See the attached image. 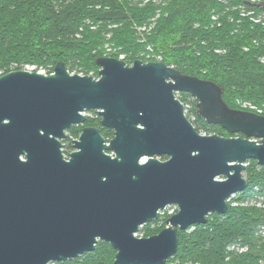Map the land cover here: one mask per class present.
<instances>
[{"label":"water","instance_id":"obj_1","mask_svg":"<svg viewBox=\"0 0 264 264\" xmlns=\"http://www.w3.org/2000/svg\"><path fill=\"white\" fill-rule=\"evenodd\" d=\"M96 63L99 78L64 62L49 75L0 76V264L67 262L100 242L115 264H167L179 232L226 214L249 187L247 162L264 166V116L230 108L218 84L163 62ZM177 93L195 97L209 125L243 137L199 133ZM92 111L113 138L84 127L65 159L67 132ZM172 205L166 228L139 237Z\"/></svg>","mask_w":264,"mask_h":264},{"label":"trees","instance_id":"obj_2","mask_svg":"<svg viewBox=\"0 0 264 264\" xmlns=\"http://www.w3.org/2000/svg\"><path fill=\"white\" fill-rule=\"evenodd\" d=\"M223 1L175 0V21L169 24L163 18L148 31V21L158 10L152 3L142 8L129 0H0V72L25 70L24 64L54 70L64 62L70 73L81 70L88 75L96 60L106 56V44L121 48L120 54L148 46L164 51L170 46L173 58L163 53L162 62L184 75L218 84L230 108H236L230 94L264 103V21L260 18L264 2ZM213 11L225 12L222 25L210 23ZM259 20L262 23H256ZM138 28L146 29L138 33ZM137 34L144 38L137 41ZM89 54L90 64L81 68L78 62L86 61ZM126 58L132 64L139 60ZM201 66L204 72L199 71ZM192 123L199 133L201 129L213 134L223 131L202 118ZM84 127L100 128L108 140L114 136L101 126L100 118L90 116L85 125L71 131L79 137ZM247 173L249 187L239 194V205L229 203L226 214H212L206 225L179 232L178 252L167 264H264V208L248 202L264 196V166L251 161ZM164 223L157 228L154 223L146 225L140 232L151 237L166 228L167 218ZM116 254L110 244L100 242L92 253L54 264H115Z\"/></svg>","mask_w":264,"mask_h":264},{"label":"rangeland","instance_id":"obj_3","mask_svg":"<svg viewBox=\"0 0 264 264\" xmlns=\"http://www.w3.org/2000/svg\"><path fill=\"white\" fill-rule=\"evenodd\" d=\"M118 1H121V0H118ZM129 1L132 2L133 4L139 5L142 8H144L149 3L156 5V7L158 8V10L155 14V17L149 19V21H148V23L150 25L148 31H151L154 27H156V25L159 23V21L163 18L167 19L169 24L170 23L172 24L175 21V19L173 18L175 0H129ZM250 1H252V2L256 1V3L264 2V0H250ZM223 2H225V0ZM227 3H228V1H227ZM233 8L237 9L235 6ZM241 8L244 12V7L242 6ZM228 11H229V9H228ZM224 13L225 12L220 13V12L213 11L210 15L211 18L209 17L210 23L212 25H216L217 23L219 24V26L222 25L223 22L221 21V16H223ZM243 15H245V14H243ZM193 16H195L196 19L200 18V17L196 16L195 13H193ZM260 18L263 19V21H264V12L261 14ZM260 21H262V20L256 21V23H262ZM145 29L146 28H138V30H135V31H137L139 33V32L145 31ZM136 38H137V41H139L140 39L144 38V36L137 34ZM103 48L106 52L105 57H113V58L118 57L117 59H122L125 61V60H129L126 57H127V55H130L131 57H133V56L137 57V59L143 61L144 63L162 62L164 60V54L166 56L167 52L169 53L170 58H173V55H174L170 46L165 47L164 51H163V49L162 50L160 49L161 51H159L156 48H154L153 46H148L145 48L141 47L139 51H136V52L131 51L128 54H120L122 52L121 48L115 46L114 44H106L103 46ZM85 58H86V61H84L81 58V61L78 62L80 64L81 68H85V65L90 64V61H88V58H89V60L91 58L90 54H89V57H85ZM96 62H97V60H96ZM96 62H95V65L93 64L91 66L90 71H88L89 72L88 75L93 76L95 78H99V73H100L101 68L97 65ZM263 63H264V58H263ZM128 64L133 65L132 63H128ZM16 67H17V65L12 66L11 70H14V68H16ZM200 68H203V69H201V71L204 72L205 66L204 67H202V66L198 67L199 71H200ZM24 69L26 71L41 72V73H44L47 75L53 73V71H54L51 69V66L43 68V67H38L35 65H30V64H24ZM54 69H55V67H54ZM50 70H52V72H50ZM76 72L80 73L79 75L86 76V75H84V72H82L81 70L80 71L74 70L71 74H77ZM2 73L3 72H0V76L2 75ZM177 98L180 99L181 102L185 105L186 114H187L188 118L192 122L197 124V119L201 118L198 116V107H197L198 106L197 105L198 100L188 93H184V94L177 93ZM231 98L235 101V107H236L235 109L246 111V112L257 113L259 115L264 116V103H259V101L253 102L252 100H249V98L246 99L247 97H245V96L242 97L239 94H235V95L230 94V99ZM94 112H96V111L90 112V118L91 119L100 118L99 115L96 114L97 112L96 113H94ZM88 116H89V114H88ZM100 121H101V118H100ZM68 132H69L68 133L69 140L66 143H68L70 145L72 140L75 141L79 137L74 135L71 130H69ZM200 132L202 134H205V135H212L213 134L212 131L210 132V131H207L205 129H201ZM68 152L69 151L66 150V153H68ZM250 162L251 161L247 162V164L249 165ZM243 176L249 181V176H248L247 170L245 172H243ZM238 197H239V194L231 197L229 203H231L232 207H237L239 205L237 202ZM248 202L252 205H257L259 207L264 208V196H257V197L250 198V199H248ZM177 212H178V206L177 205H172V206L167 207L165 209V211H163V213L161 214L160 218L158 219L159 221L158 220L155 221L156 223L153 222L154 224L152 225V227L153 228L161 227L162 225L165 224L164 222H165L166 218L167 219L170 218L172 215L176 214ZM148 225H150V224H148ZM144 227H146V226H144ZM192 230H193V228H190L189 232ZM139 237H145L144 233L140 232Z\"/></svg>","mask_w":264,"mask_h":264},{"label":"flooded vegetation","instance_id":"obj_4","mask_svg":"<svg viewBox=\"0 0 264 264\" xmlns=\"http://www.w3.org/2000/svg\"><path fill=\"white\" fill-rule=\"evenodd\" d=\"M181 94H184V93H181ZM179 100H180V99H179ZM180 101H181V100H180ZM197 105H198V103H197ZM232 109H234V108H232ZM235 110H236V109H235ZM202 119H203V118H202ZM205 121H206V120H205ZM210 125H214V124H210ZM216 126H219V125H216ZM75 127H82V126H75ZM219 127L222 129L221 126H219ZM70 130H72V129H70ZM224 131H225V130L220 131V132L218 133V135L223 136V137H243V134L230 135L227 131H225V132H224ZM68 133H69V132H67V138H66L65 140H63V154H64V156H65V159H69V155L76 151L75 148H74V146H73V142H74L73 140H72V142H71L70 145H69L68 143H66V142H68V138H69ZM66 150H68L69 152L66 153ZM159 159H160L161 161H167V160L169 159V157H167V156H162V157H159ZM257 207H259V206H257ZM259 208H262V209H263V207H259Z\"/></svg>","mask_w":264,"mask_h":264},{"label":"built area","instance_id":"obj_5","mask_svg":"<svg viewBox=\"0 0 264 264\" xmlns=\"http://www.w3.org/2000/svg\"><path fill=\"white\" fill-rule=\"evenodd\" d=\"M253 2H256V1H253ZM90 112H88V113H86L85 115L87 116V117H89L90 116V114H89ZM88 114H89V116H88ZM261 231L264 233V228L263 229H261Z\"/></svg>","mask_w":264,"mask_h":264},{"label":"bare ground","instance_id":"obj_6","mask_svg":"<svg viewBox=\"0 0 264 264\" xmlns=\"http://www.w3.org/2000/svg\"><path fill=\"white\" fill-rule=\"evenodd\" d=\"M262 116V115H261Z\"/></svg>","mask_w":264,"mask_h":264}]
</instances>
